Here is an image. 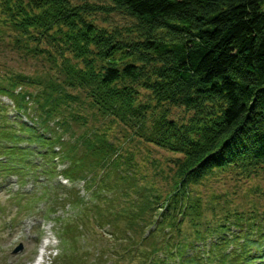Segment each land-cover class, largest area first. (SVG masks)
I'll use <instances>...</instances> for the list:
<instances>
[{
    "label": "trees",
    "instance_id": "obj_1",
    "mask_svg": "<svg viewBox=\"0 0 264 264\" xmlns=\"http://www.w3.org/2000/svg\"><path fill=\"white\" fill-rule=\"evenodd\" d=\"M108 1L0 0V42L39 66L0 70V96L31 122L0 99V155L16 166L27 150L1 142L30 140L43 172L57 159L92 189L88 218L112 231L86 264H264V186H248L264 177V0ZM115 12L132 23L91 20ZM225 178L237 200L210 189ZM73 193L59 204H83Z\"/></svg>",
    "mask_w": 264,
    "mask_h": 264
},
{
    "label": "rangeland",
    "instance_id": "obj_2",
    "mask_svg": "<svg viewBox=\"0 0 264 264\" xmlns=\"http://www.w3.org/2000/svg\"><path fill=\"white\" fill-rule=\"evenodd\" d=\"M73 2L76 4L88 2L100 5L109 3L108 0H73ZM262 8L264 10V3ZM91 20L108 29H124L132 23L133 18L127 14L115 12L108 16L98 14L92 17ZM7 67L28 74L37 72L39 68L36 62L24 61L15 52L3 47L0 42V70ZM0 99L6 104L7 111L12 114V118H15L11 123L18 121L30 122L25 115L16 110L10 99L7 97H1ZM174 111L175 116L181 114L180 116L184 118L185 113ZM17 132L22 133V131ZM8 143L16 142L10 140L1 142L3 146ZM143 145L145 148H143ZM141 147L143 151L150 148L153 156L157 158L169 159L173 156L172 153L159 147L147 146L146 144H142ZM40 148L41 151L45 150V147L41 145ZM41 151L39 152L37 149L22 156L25 157V160L22 161L25 162L23 179L8 176L9 174H15L21 177L20 173L13 172L15 166L10 165L9 167L13 168L8 167V170L0 167V264H34L35 261L38 262L37 264H50L53 259L57 260L61 257L64 252H67L70 256V258H67L70 264H86L85 255L91 258L98 248L108 246V241L101 238V233L103 235L106 233L104 236L110 239L108 229L111 231L112 229L108 225L104 229L96 227L92 219L88 218V216L93 217L88 208L96 203L95 199L91 197L92 189H85L83 182L75 183L71 181L68 182L67 187L59 184V171L65 169L68 166L67 163L54 159L56 163L54 168L57 173L55 175H44L45 172L40 169L46 167L47 163L45 159L43 160L40 157L39 153ZM7 158V156L4 157L3 161H6ZM11 162L8 164H12ZM38 175L42 176L38 179ZM236 183L234 178H225L212 180L209 185L211 190L228 191L234 197L231 189ZM256 184L264 186V177L253 179L248 183V186ZM56 185L59 186L57 189H55ZM70 188L78 190L80 196L84 198L83 204L76 206L59 204L61 197H71L68 191ZM201 189L203 192H208L206 187L202 186ZM73 194L77 195L76 192ZM37 195L39 196L37 197ZM234 199L237 200L236 197ZM205 213L208 217H213L212 211L208 210ZM66 223L73 227L66 236L69 239H67V242H63L59 230L64 228ZM120 224L122 228L127 226V222L124 220L120 221ZM76 225L81 226L79 229L77 227L78 232L75 230ZM21 244L23 250L15 253L14 249ZM90 254L92 255L90 256ZM137 260L138 257H135L132 262ZM88 263L93 264L91 259ZM257 264H260V262L258 261Z\"/></svg>",
    "mask_w": 264,
    "mask_h": 264
},
{
    "label": "water",
    "instance_id": "obj_3",
    "mask_svg": "<svg viewBox=\"0 0 264 264\" xmlns=\"http://www.w3.org/2000/svg\"><path fill=\"white\" fill-rule=\"evenodd\" d=\"M23 249V245L21 244V245H19L16 249H15V252H18V251H20V250H22Z\"/></svg>",
    "mask_w": 264,
    "mask_h": 264
}]
</instances>
